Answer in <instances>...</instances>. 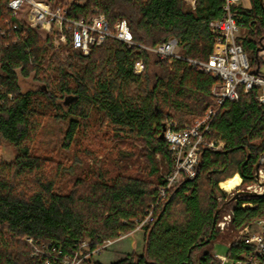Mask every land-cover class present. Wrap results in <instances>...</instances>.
<instances>
[{"label":"trees","instance_id":"16d2710c","mask_svg":"<svg viewBox=\"0 0 264 264\" xmlns=\"http://www.w3.org/2000/svg\"><path fill=\"white\" fill-rule=\"evenodd\" d=\"M8 3L0 0V148L10 144L16 155L10 162L0 155V264H45L32 256L33 246L25 237L71 252L85 240L95 247L136 228L173 169L160 133L169 121L190 125L216 106L211 88L218 79L183 59L162 60L111 37L88 54L69 44L56 50L52 32L31 28L12 14ZM224 3L196 0L192 8L186 0H73L68 12L77 19L103 12L111 24L124 18L136 41L149 46L175 37L183 55L206 60L215 42L210 22L224 17ZM251 4L238 7L243 34L237 42L248 55L250 69L262 75L264 1ZM137 60L146 65L142 73L134 71ZM31 76L36 86L24 90L22 83ZM240 89L239 99L226 102L211 126L209 138L219 139L224 147L201 149L196 175L171 186L153 219L143 225L142 253L132 251L111 264H219L217 241L229 243L227 256L233 259L250 250L238 239L239 231L264 217V194L243 193L230 209L227 230L216 226L226 209L218 198L227 197L219 183L236 174L243 185L253 183L264 154L261 89ZM52 113L75 116L69 120L67 146L82 125L78 118L88 119L95 137L141 145L148 175L155 180L128 174L105 178L91 169L61 188L63 164L32 152L42 119ZM98 124L105 130L97 131ZM157 154L166 166L164 175L159 174ZM92 264L102 263L92 259Z\"/></svg>","mask_w":264,"mask_h":264},{"label":"built area","instance_id":"2783aa9c","mask_svg":"<svg viewBox=\"0 0 264 264\" xmlns=\"http://www.w3.org/2000/svg\"><path fill=\"white\" fill-rule=\"evenodd\" d=\"M189 1L196 8V0ZM224 1V17L210 22L215 42L212 53L205 60L183 55L178 49L179 40L175 37L149 46L136 41L124 18L111 24L104 13L98 12L77 19L70 16L69 3L62 4L55 0H9L8 7L18 19L25 20L31 28L38 29L43 34L53 33L56 50L62 51L63 47L69 44L74 49L88 53L94 45H101L111 37L122 40L129 46H137L139 50L152 51L162 60L183 59L190 66L209 72L218 79L211 88L216 106H210L203 116L190 125L179 126L177 122H167L163 138L174 161L173 169L165 175L166 184L159 187L160 192L156 202L152 203L148 214L139 220L136 228H143L144 224L153 219L152 213L155 207L165 198L171 186L196 175L199 153L204 146L214 149L224 147V142L209 138L211 126L215 115L226 102H236L239 99L240 88L248 93L252 87L258 86L261 89L258 100L264 104V75L250 69L248 55L237 42L240 29L238 7L242 6L241 0ZM145 68L143 60L136 61L135 73H142ZM258 171V177H255L256 182L248 185L242 192L249 195L264 194V173L260 168ZM242 206L253 205L242 203ZM231 219V212H228L217 221L216 226L225 231ZM125 236L126 234L123 233L116 238L106 239L95 247H92L90 240H85L71 252H66L53 243L37 245L33 239L28 238V240L33 246L32 256L44 261L45 264H92L94 255L101 253ZM238 239L250 246V250L242 253L240 258L233 259L230 264H261L260 258L264 253V217L257 218L252 223L241 227ZM214 254L220 259L219 264L229 262L230 258L219 256L215 252Z\"/></svg>","mask_w":264,"mask_h":264},{"label":"rangeland","instance_id":"374dc122","mask_svg":"<svg viewBox=\"0 0 264 264\" xmlns=\"http://www.w3.org/2000/svg\"><path fill=\"white\" fill-rule=\"evenodd\" d=\"M55 1L61 2L62 0ZM77 1L81 4H84L87 0ZM241 1L243 2V0ZM68 2L71 3L73 2V0H68ZM61 3L64 4L63 2ZM186 6L194 8L189 0H186ZM242 32V29L238 31L239 34H243ZM178 49H180L182 52L181 46H179ZM262 51L263 49L261 50V52ZM261 52L260 56L263 57V54ZM61 55L65 56L66 54ZM35 82L36 80L33 79L32 76L28 77L27 79H25V82L22 83L23 89L26 90L35 88ZM73 117L75 116L72 114H69L65 117H59L56 114L54 115V113L46 115L45 118H43L41 121V126L38 128L36 136L34 138V142L32 144V152L34 154H38L41 156L45 155L53 159L54 161H60L65 167V170L62 171V177L59 180V185L61 186V188L67 189V185L72 184V182L75 181L76 178L81 177L85 174V172H88L91 169L97 172L100 171L104 174L103 176L105 178H113L118 174L127 176L128 174L155 180L156 176L148 175V169L146 168L147 163H145L144 156L141 155V145L136 146L128 143L125 144L119 141L116 137H112L109 139H107L108 136L103 135L95 137V130H93L90 123H88L87 118H78L81 121L82 125L75 139L70 143L69 146H67L65 136L69 128V120ZM96 128L99 132L105 130V128H102V126H100L99 124ZM128 152L132 153L133 156L127 157V155L129 154L126 153ZM15 153V149L10 144L4 143L0 148L1 157L8 162L15 158ZM157 160L159 163V174L164 175L166 173V166L161 162L159 154H157ZM262 163H264V161ZM260 169L264 173V168L260 167ZM240 181V184L237 188H234L237 185L231 187L233 189H224L223 187H221V183L225 181L219 183V187L227 196L225 200L226 202L221 198H218V201H220L221 205L224 204L226 208L224 210L225 215L230 212L233 204L240 199L243 193H245L242 192V190H246L248 185H252L256 182V180H254L251 184L243 185L242 177ZM230 199H232L233 203L229 201ZM234 236L235 235H233L232 238H235ZM25 241L31 244L26 237ZM215 243L216 244L214 247V252L219 256H226L230 258L229 262L226 263L230 264L233 261V258L227 256L229 243H225L222 241H217ZM119 246H125V249L131 251L133 249L132 236L117 240L112 246L107 247L101 253L94 255L93 261H98L102 264L110 263V261L116 259L117 255L121 253V251L118 249Z\"/></svg>","mask_w":264,"mask_h":264},{"label":"crops","instance_id":"0c3cea01","mask_svg":"<svg viewBox=\"0 0 264 264\" xmlns=\"http://www.w3.org/2000/svg\"><path fill=\"white\" fill-rule=\"evenodd\" d=\"M241 5L245 8H250L252 7V4H251V0H243V2L241 1ZM263 54V58H264V49L263 51L261 52ZM260 73L264 75V66H262L260 68ZM264 161V159H263ZM239 175V174H238ZM144 235H145V232L143 229L141 228H134L133 230L130 231V233L126 234L125 237L121 238V239H124V238H128L130 236H132V247L133 249L131 251L125 249V246H119V250L121 251V253L119 255H117V258L110 261V263L108 264H111L113 261H116L118 258L124 256L125 254H128V253H131L132 251H136L137 253H142L143 249H144ZM121 239H118V240H121ZM112 246V245H111ZM124 253V255H123Z\"/></svg>","mask_w":264,"mask_h":264},{"label":"bare ground","instance_id":"6f19581e","mask_svg":"<svg viewBox=\"0 0 264 264\" xmlns=\"http://www.w3.org/2000/svg\"><path fill=\"white\" fill-rule=\"evenodd\" d=\"M241 177L240 175H236L232 178H229L227 180H225V182H222L221 183V187H223L224 189H229L235 185H238L239 184V181H240Z\"/></svg>","mask_w":264,"mask_h":264},{"label":"water","instance_id":"95a60500","mask_svg":"<svg viewBox=\"0 0 264 264\" xmlns=\"http://www.w3.org/2000/svg\"><path fill=\"white\" fill-rule=\"evenodd\" d=\"M263 49H264V46H263ZM164 130H165V126H164V128H163V131L160 133L161 134V138H163L164 137ZM262 158L260 159V161L256 164V174H255V177H258V175H259V168H260V164L262 163V161H263V159H264V154L261 156ZM215 224V223H214Z\"/></svg>","mask_w":264,"mask_h":264}]
</instances>
